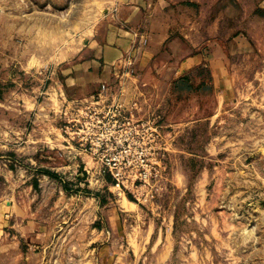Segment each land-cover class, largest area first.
Returning <instances> with one entry per match:
<instances>
[{"label": "rangeland", "instance_id": "1", "mask_svg": "<svg viewBox=\"0 0 264 264\" xmlns=\"http://www.w3.org/2000/svg\"><path fill=\"white\" fill-rule=\"evenodd\" d=\"M117 30L160 36L182 76L151 94L126 62L101 83L78 70ZM98 85L156 109L164 171L146 187L112 189L66 144ZM3 202L0 264H264V0H0Z\"/></svg>", "mask_w": 264, "mask_h": 264}, {"label": "built area", "instance_id": "2", "mask_svg": "<svg viewBox=\"0 0 264 264\" xmlns=\"http://www.w3.org/2000/svg\"><path fill=\"white\" fill-rule=\"evenodd\" d=\"M114 89L100 85L86 100H77L61 132L68 148L99 165L103 178L118 188L146 187L164 171L160 119L115 102Z\"/></svg>", "mask_w": 264, "mask_h": 264}, {"label": "crops", "instance_id": "3", "mask_svg": "<svg viewBox=\"0 0 264 264\" xmlns=\"http://www.w3.org/2000/svg\"><path fill=\"white\" fill-rule=\"evenodd\" d=\"M142 38L136 36L133 38L130 33L117 30V33L110 37V46L101 44L100 48H94L90 59L79 66L78 70L85 69L94 78V81L97 80L101 83L110 79L115 64L121 61L126 62L128 64L127 72L139 78L141 81L139 82L143 85L146 84V90L143 91L155 94L156 91L152 87L157 88L160 84L165 83H169L168 86H170L177 80L178 76H182L186 62L176 61L175 56L162 52L165 40H161L160 36L150 35ZM97 87L88 89L86 96L90 97ZM164 97L165 94L161 96V106L163 107H165ZM153 111L156 112V109L153 108ZM114 188L116 187L112 186V189ZM122 195L124 196L123 193ZM14 222L10 204L0 203V228L2 232L15 230Z\"/></svg>", "mask_w": 264, "mask_h": 264}, {"label": "trees", "instance_id": "4", "mask_svg": "<svg viewBox=\"0 0 264 264\" xmlns=\"http://www.w3.org/2000/svg\"><path fill=\"white\" fill-rule=\"evenodd\" d=\"M107 181H108L109 183H111V180L109 179V177H107Z\"/></svg>", "mask_w": 264, "mask_h": 264}]
</instances>
